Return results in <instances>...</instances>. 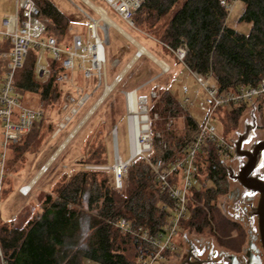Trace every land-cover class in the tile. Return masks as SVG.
Segmentation results:
<instances>
[{"label": "trees", "instance_id": "trees-1", "mask_svg": "<svg viewBox=\"0 0 264 264\" xmlns=\"http://www.w3.org/2000/svg\"><path fill=\"white\" fill-rule=\"evenodd\" d=\"M223 1L232 4L233 0H147L134 14L133 21L143 27L154 28L153 35L171 54L165 45L173 50L186 45L184 68L203 76L212 74L215 87L230 93L241 86H257L264 78V0H240L245 4L240 22L252 25L249 35L240 34L228 26L230 11ZM36 3L46 28L44 36L55 38L51 35L53 33L64 36L71 21L51 1L36 0ZM56 41L63 47L59 40ZM8 51L7 46H0V55ZM38 62V50L33 48L23 69L17 73L16 88L26 106H29L26 96L38 94L41 104L38 109L45 113L44 107L61 99L62 89L58 83L64 71L61 63L53 59L45 67L47 74L41 76L36 70ZM5 66L4 62L2 69ZM82 78L87 80L83 74ZM160 90H164L162 97H158L159 92L155 98L147 97V103L158 98L150 116L160 115L164 119L159 123V129L167 123L165 118L185 115V125L193 132L179 139V150L169 148L166 140L164 144L167 147L163 149V145L158 146L155 136L157 124L152 125L155 148L150 156L154 153L152 159L163 158L170 163L183 157V149L193 143L199 126L183 109L172 83ZM248 108V103L242 102L219 110L223 112V120L227 118V126L235 129ZM259 110L264 119L263 109L260 107ZM44 118L36 122L25 136L39 127ZM163 130L167 138L172 137L169 131ZM197 164L200 169L197 179L203 166L207 165V181L214 183V187L206 191L194 187L192 193L196 203L192 204L190 199L189 214L183 224L199 234L207 228L214 230L219 239L226 223L220 219L216 202L227 191L228 171L218 157L214 143L204 146ZM100 172L107 170H84L70 177L69 181L58 186L55 195L46 194L41 213L24 225L1 220L0 264H138L137 260L142 256L139 241L123 234L114 222L126 219L135 226L156 233L170 217V212L162 206L170 207L172 201L161 190L142 158L135 159L129 167L123 191L116 188L115 175L110 182L108 178L98 182L96 177ZM214 224L217 228H213Z\"/></svg>", "mask_w": 264, "mask_h": 264}, {"label": "rangeland", "instance_id": "rangeland-1", "mask_svg": "<svg viewBox=\"0 0 264 264\" xmlns=\"http://www.w3.org/2000/svg\"><path fill=\"white\" fill-rule=\"evenodd\" d=\"M49 1L65 14L72 24L68 32L62 37L56 33L51 34L63 44L64 48L72 46L73 35L77 34V32L84 39L89 38L90 30L88 29V24L90 21L86 15L92 17L94 20L101 19L99 13L85 0ZM89 1L96 7L102 8L120 30L122 29L137 42L144 45L153 54L160 57L161 52L164 50L159 48L156 42L158 39L156 35H153L152 30L154 28H150L149 26L143 27L142 25H138L135 21H133L134 27H130L103 0ZM231 3L233 7L227 20L228 26L240 34L249 35L252 25L240 22V18L245 10V4L240 0H233ZM13 7L14 0H0V31L3 29L2 20L5 14L13 12ZM163 23L164 21L160 22L159 25ZM100 25L102 29H99V36L102 41L105 40L106 79L103 77L101 83L98 78L84 80L81 70L79 69L80 63L77 59L76 63L78 66L70 73L69 80L66 81L62 79L58 83L60 89H62L60 101L44 107L45 118L43 123L31 134L24 136L15 147L9 150L3 169L1 166L3 162L1 147L2 130H0V221L2 220L4 223H15L16 225L26 224L28 220L41 213L46 194L52 193L55 195V190L59 185L69 181L70 177L81 171L88 170L91 172L107 170V172L102 174L100 172L97 174L96 178L98 182L107 178L109 182L112 181V176L115 175L114 167L119 157L127 161L130 155H132L131 153H135L136 148L140 146V123L141 117H145V113L141 112L140 107V114H134L128 107L127 95L125 100V95L122 93V90L126 88L124 86L127 81H129L128 78H125L124 81L122 80L123 82L120 81L117 83L113 90L108 92L109 94L107 97L77 130L74 137L71 138L69 142H66L70 135L103 97L106 86H110L113 81H116L117 74L121 72L127 59L131 60L138 51L137 45L132 43V41L119 31L118 28L107 26L103 21H100ZM1 41L2 37L0 36V42ZM52 60V54L45 51L40 59V63L42 66L48 67ZM168 60L173 71H178V77L175 78L174 88L178 95L179 102L188 115L200 127L206 122L211 112L208 94L196 81L192 72L187 71L181 64L176 63L174 60L170 58H168ZM136 63L135 67H140L141 65L145 68L146 65L155 66V70H152L154 74L157 73V71L159 73L161 72L160 69L158 70L157 68L159 64L155 63V61L146 54L143 55L141 59L137 60ZM3 64L0 61V78L5 71L2 69ZM89 67L90 65H87V68ZM174 75H176V73H166L165 76L157 82L155 91L150 93L151 90L148 89L147 94L149 98L150 96L151 98H155L156 96L154 97L153 93L156 94L158 92V97L159 95L162 97L163 94L161 93H163L164 90L159 91V89H164V87L170 85L173 82ZM126 77H129V74H127ZM208 87H215L213 78L210 80ZM85 93L91 95V98L80 108L78 114L74 116L72 121L67 124L66 129L59 135H56V129L59 127L58 124L64 122L65 116L68 115L67 110L64 108L65 104H77L79 98ZM141 95L142 92L137 96L138 101L141 100ZM156 100L146 104L148 109V124L152 137V148L153 150L155 148L152 125L156 123L158 130L155 136L159 141L158 146L161 147V145L167 141L169 148L171 147L172 149L179 150L181 146L179 139L185 137L188 133L192 135L193 132H190L185 125V115H181L179 118H165L167 123L164 127L161 126L160 130L159 123H162L164 119H162L160 115H155L153 118L150 116V110L155 106ZM186 100H188V103ZM26 103L38 109L41 107L40 96L38 94H28L26 96ZM222 114V111H216L211 119V123L216 126L218 134L222 138H231V140L236 141L238 136L245 132L246 125L252 124L255 120L258 129L254 142L264 140V119L260 117L258 112L253 113L251 110L247 109L244 114H242L238 126L235 129L227 126L228 120L227 118L223 120ZM135 115H137L136 123H134L133 120ZM117 128L118 132L116 131ZM163 129L169 131L172 137L169 136L167 138L163 133ZM251 145L252 144L246 145L245 149H248ZM60 149L61 151L59 154L52 160ZM19 154L20 156H18ZM153 156L154 153L150 156L151 159ZM239 162L241 163V160ZM238 165V159L235 158L224 166L228 171L230 168L236 170ZM127 175L123 179V189L119 191L124 190ZM37 176L39 177L32 185L30 191H25L24 187L30 185ZM208 177L209 172L207 170V165H205L203 166L200 178L194 180L195 189L206 191L207 188L214 187V183L207 181ZM191 198L192 204L196 203L193 193ZM223 200L222 195L218 197L216 202L218 208L219 205L223 203ZM220 214V219H222L223 214L221 210ZM181 227L179 236L175 240L177 249L175 252L166 255L167 259L165 260V264H175L178 262L182 250L186 249L189 244L196 245L197 242H203L204 244L215 243V241L218 240L214 230L207 228L203 233L199 234L193 229L185 227L184 224ZM214 227L217 228V225L214 224L213 228ZM84 264L93 263L84 262Z\"/></svg>", "mask_w": 264, "mask_h": 264}, {"label": "built area", "instance_id": "built-area-1", "mask_svg": "<svg viewBox=\"0 0 264 264\" xmlns=\"http://www.w3.org/2000/svg\"><path fill=\"white\" fill-rule=\"evenodd\" d=\"M126 24L133 26L134 14L141 9L147 0H103ZM223 5L231 12L233 5L223 1ZM89 19L88 29L90 36L84 39L81 35L73 37L72 46L61 47L55 38L45 37V24L42 20V13L36 0H16L15 12L4 16L2 20L3 29L0 36L11 45L8 52L1 54L6 60V69L0 83V130H2V169L6 161L10 148L17 145L21 139L31 132L34 124L41 120L45 113L41 109L24 105L21 95L16 88L17 73L23 69L25 60L31 50L36 48L39 54V62L36 66L37 73L41 76L47 74V69L42 66L40 59L45 51L52 54L53 59L60 62L64 71L63 80H69L70 73L77 68L76 60H79V69L83 77L87 80L98 78L100 83L103 77L106 79V53L105 40L99 36V29H102L99 20ZM99 45L102 47L103 57L99 58ZM174 55L177 61L185 65L187 55L186 45H182L176 50L165 45ZM87 65H90L87 68ZM167 67L166 65H164ZM164 72H168L163 68ZM192 72V71H191ZM196 81L206 90L211 104V112L206 122L199 127L198 133L191 145L183 149V157L167 163L163 158L151 159L152 137L147 116V98L142 97L137 101V113H145V117L140 123V146L135 153H131L130 158L124 161L119 157L114 167L115 185L118 190L123 189V179L128 173L129 167L137 158L145 160L149 169L154 174L161 190L166 193L172 201L171 206H162L170 212L168 222L156 233L138 227L126 219H119L114 222L123 234L130 235L139 241L142 256L137 260L138 264H165L167 254L175 252L177 244L176 238L182 228L183 221L189 214V202L194 189V180L200 174L197 164L198 156L204 146L214 143L218 157L224 165L231 162L236 157L235 140L224 139L218 134V130L211 119L216 111L223 107L246 102L249 110L258 112L260 107L264 111V78L257 86H241L235 92L221 91L217 87H208L212 74L203 76L197 72H192ZM132 93L127 94L128 96ZM155 97L156 94H153ZM91 98V95H82L77 104L65 105L68 115L64 122L60 123L56 130L59 135L66 129L68 123L78 114L81 107ZM188 103V100H186ZM128 103V101H127ZM260 114V113H259ZM261 117V115H260ZM145 119V120H144ZM118 132V128L116 130ZM166 148V144H163Z\"/></svg>", "mask_w": 264, "mask_h": 264}, {"label": "flooded vegetation", "instance_id": "flooded-vegetation-1", "mask_svg": "<svg viewBox=\"0 0 264 264\" xmlns=\"http://www.w3.org/2000/svg\"><path fill=\"white\" fill-rule=\"evenodd\" d=\"M257 129L258 125L251 142L245 144L252 145L248 149L244 146L245 150H252L258 142L263 141L254 142ZM235 158L238 159L239 165L233 171L238 175L247 159L239 157L233 159ZM253 177L264 180V161ZM222 197L224 200L219 208L226 227L221 230L217 242L189 244L182 250L180 260L175 264H264L262 195L245 188L239 181L230 179L228 171L227 191Z\"/></svg>", "mask_w": 264, "mask_h": 264}, {"label": "water", "instance_id": "water-1", "mask_svg": "<svg viewBox=\"0 0 264 264\" xmlns=\"http://www.w3.org/2000/svg\"><path fill=\"white\" fill-rule=\"evenodd\" d=\"M88 3V2H87ZM89 4V3H88ZM92 8H94V10L97 11L98 8H95L94 6L91 5ZM98 12V11H97ZM99 13V12H98ZM100 15V13H99ZM101 16V15H100ZM100 21L102 20V17L100 19ZM122 32V30H119ZM130 41H132V43H135L139 49L137 55H136V59H138L142 54H140V48H143L142 46H140L132 37H130L127 33H125L124 31L122 32ZM144 49V48H143ZM144 51H146L144 49ZM155 61V60H154ZM156 62V61H155ZM134 61L126 68V70L117 78L116 82L113 85H110L109 87L113 88L115 87V85H117V83H119L123 76L126 74V72L132 67ZM157 63V62H156ZM160 65V64H159ZM161 66V65H160ZM164 66V63H163ZM163 66H161L163 68ZM108 87V86H107ZM111 90V91H112ZM107 91V88H106ZM105 91L103 97L98 101V103L94 106V108L90 111V113L86 116V118L81 122V124L77 127V129L73 132V134L69 137V139L67 140V142H69V140L71 138L74 137L75 133L77 132V130L86 122V120L94 113V111L97 109V107L103 102V100L107 97V92ZM136 96V93H135ZM257 128V123L254 120L253 124H248L246 127V132L239 135L238 139L235 141V146H236V157L239 158H244L247 159L245 165L241 168L240 172L238 173V175L234 174L233 169H228L229 171V178L230 179H234L236 181H239L245 188L254 191L255 193H259L260 195H262V203L264 204V180L258 178V177H253V174L256 172V170L263 164L264 161V140L260 141L256 144L255 148L252 150H245L244 146L246 143L251 142L252 138L255 136V130ZM61 151V149L58 151V153L55 154V156L52 158V160H54L56 158V156L59 154V152ZM40 176V175H39ZM37 176L33 182L31 183V187L32 185L35 183L36 179L39 177ZM194 264V263H193Z\"/></svg>", "mask_w": 264, "mask_h": 264}, {"label": "crops", "instance_id": "crops-1", "mask_svg": "<svg viewBox=\"0 0 264 264\" xmlns=\"http://www.w3.org/2000/svg\"><path fill=\"white\" fill-rule=\"evenodd\" d=\"M86 2L89 3V5H92L94 6L95 8H100V7H96L94 4H92L89 0H85ZM15 7H16V0H14V7H13V12L11 13H6L7 15L8 14H12L15 12ZM102 9V8H100ZM5 14V16H6ZM107 14V13H106ZM100 21V20H99ZM105 23V22H104ZM72 25V24H71ZM119 30V29H118ZM122 30V29H121ZM123 31V30H122ZM75 35H79V33L77 32V34H74L73 37ZM130 36V35H129ZM131 37V36H130ZM134 39V38H133ZM135 40V39H134ZM136 41V40H135ZM137 42V41H136ZM157 44L159 46V48L163 49L164 51L161 52L160 54V57L159 56H156L155 54H153L151 51H149L144 45H142L141 43L137 42L140 46H142L148 54V55L153 61L155 60L157 62V64L159 63H164V65H166L168 68H169V71L168 72H164L163 68H161V66L157 65L158 67V70L160 69V73L157 71V73H153L152 70H155V66L153 65H146V68L145 67H142V65L140 67H135V64H137V60L141 59L143 57V55L145 54H142L138 59L135 60L136 58V55L139 51L136 52V54L133 56V58H131V60H128L126 61V64L125 66L123 67V69L121 70V72L119 74H117V78L126 70V68L134 61L132 67L126 72V74L124 75L123 77V81L125 80V78H128L129 81H127L126 85L124 87H126L124 90H122V93L125 95V100H126V95L128 93H136V96L139 95V93L142 92V95L141 97H149L148 94H147V91L148 89L151 90L150 93H152L153 91H155V87H157V82L159 81V79H161L162 77L165 76L166 73H172V74H175L174 75V78H173V81L172 82V87L174 88V84H175V78L178 77V71H173L170 63H169V60L168 58H170L171 60H174L176 63H179L176 58L174 57V55H172L170 52L166 51V49L163 47V45L157 41ZM0 46H7L8 47V50L11 49V45L2 39V41L0 42ZM4 53V52H3ZM167 53V54H166ZM127 58V57H126ZM0 61H2L3 63L5 62L6 64V60L2 58V56L0 55ZM155 62V63H156ZM120 63V62H119ZM181 64V63H179ZM182 67L184 68L183 64H181ZM6 69V66L4 67V70ZM165 69V68H164ZM132 70V71H131ZM167 70V69H166ZM130 71V73H129ZM5 72V71H4ZM191 72V71H190ZM127 74H129V77H126ZM1 79H2V76H1ZM1 79H0V83H1ZM117 80V79H116ZM121 80V81H122ZM122 81V82H123ZM116 81H113L112 85L115 83ZM107 88V86H106ZM155 94V93H153ZM148 100V98H147ZM73 134V133H72ZM71 134V135H72ZM70 135V136H71ZM69 139V138H68ZM67 139V140H68ZM67 142V141H66ZM65 142V143H66ZM33 182V181H32ZM31 185V184H30Z\"/></svg>", "mask_w": 264, "mask_h": 264}, {"label": "bare ground", "instance_id": "bare-ground-1", "mask_svg": "<svg viewBox=\"0 0 264 264\" xmlns=\"http://www.w3.org/2000/svg\"><path fill=\"white\" fill-rule=\"evenodd\" d=\"M97 11L100 13V15H101V17H102V20H103V22H105V24L107 25V26H114V27H116V28H118L114 23H113V21L107 16V14H106V12L104 11V10H102V9H100V8H98L97 9ZM119 29V28H118ZM120 30V29H119ZM123 32V31H122ZM140 48V54H148L147 53V51H144V49L143 48H141V47H139ZM99 53H100V56H99V58H102L103 57V51H102V47H100V45H99ZM159 64H161L162 66H163V64L162 63H159ZM164 68H165V70L167 69V67H165V66H163ZM110 90H112V87H107V94H108V92L110 91ZM111 92V91H110ZM128 107H129V109H130V111L132 112V113H134V114H137V110H138V108H137V101H136V98H135V93H132V94H130L129 96H128ZM134 123H136L137 122V115H135V117H134ZM142 118H141V122H142ZM145 120V119H144ZM136 125V124H135ZM139 143H140V141H139ZM138 148L139 147H137L136 148V150H135V152L138 150ZM24 189H25V191H30V189H31V185H27V186H25L24 187Z\"/></svg>", "mask_w": 264, "mask_h": 264}]
</instances>
